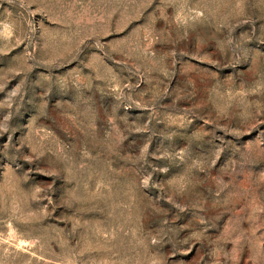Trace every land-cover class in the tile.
<instances>
[{
	"label": "rangeland",
	"instance_id": "1",
	"mask_svg": "<svg viewBox=\"0 0 264 264\" xmlns=\"http://www.w3.org/2000/svg\"><path fill=\"white\" fill-rule=\"evenodd\" d=\"M0 264H264V0H0Z\"/></svg>",
	"mask_w": 264,
	"mask_h": 264
}]
</instances>
